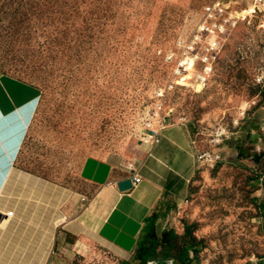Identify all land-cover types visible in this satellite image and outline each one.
<instances>
[{
    "label": "rangeland",
    "instance_id": "1",
    "mask_svg": "<svg viewBox=\"0 0 264 264\" xmlns=\"http://www.w3.org/2000/svg\"><path fill=\"white\" fill-rule=\"evenodd\" d=\"M211 1L0 0L2 81L10 93L20 87L10 81L40 92L18 169L79 192L85 157L134 159L155 90L174 81L176 64L166 57L179 52L178 39ZM262 72L264 20H249L228 36L204 85L191 74L169 95L167 123H187L199 139L218 123L231 134L220 162L197 169L186 203L162 210L155 222L160 239L178 236L174 254L191 238V264H247L264 254V78L255 82ZM256 106L253 140L239 128ZM78 254L71 264L122 263L103 248ZM137 254L129 263L139 264Z\"/></svg>",
    "mask_w": 264,
    "mask_h": 264
},
{
    "label": "crops",
    "instance_id": "2",
    "mask_svg": "<svg viewBox=\"0 0 264 264\" xmlns=\"http://www.w3.org/2000/svg\"><path fill=\"white\" fill-rule=\"evenodd\" d=\"M5 78L0 75V214L3 219L7 212L13 214L0 227V264H71L81 248H103L120 262L134 260L148 226L162 210L187 201L199 168L191 125L171 124L152 148L139 143L134 159L87 156L78 170L84 190L57 188L17 167L40 92L10 81L20 85L10 93ZM247 120L246 128L239 130L255 140L257 106ZM130 164L141 182L122 193L117 183L131 177ZM247 264H264V254Z\"/></svg>",
    "mask_w": 264,
    "mask_h": 264
},
{
    "label": "built area",
    "instance_id": "3",
    "mask_svg": "<svg viewBox=\"0 0 264 264\" xmlns=\"http://www.w3.org/2000/svg\"><path fill=\"white\" fill-rule=\"evenodd\" d=\"M264 20V0H213L206 4L193 30L188 36L180 37L177 41L179 52L167 55V60L175 63L174 81L164 87H159L153 94V105L147 122L140 134V144L150 148L159 144L163 132L173 123H167L171 111L167 104L169 95L177 85H186L189 75H193V84L204 85L216 65L222 46L228 36L245 21ZM175 56V57H174ZM264 78V72L256 77V84ZM254 103L252 102L250 107ZM249 107V108H250ZM248 108V109H249ZM242 110L240 116L248 110ZM238 120H234L237 124ZM228 125L218 123L206 133L205 139H199V133H194L191 143L195 150V160L198 166L213 168L221 160V147L229 140ZM133 186L141 182L133 164L128 166ZM85 198H82L84 201ZM13 212H7L6 218L12 217Z\"/></svg>",
    "mask_w": 264,
    "mask_h": 264
},
{
    "label": "trees",
    "instance_id": "4",
    "mask_svg": "<svg viewBox=\"0 0 264 264\" xmlns=\"http://www.w3.org/2000/svg\"><path fill=\"white\" fill-rule=\"evenodd\" d=\"M155 223L152 222L150 226V232L142 243L137 259L139 264H149V262L157 260L159 264H165L167 262H173L176 264H191L192 259L190 254L192 252L193 241L191 238L181 246V250L178 254H174L177 249V245L173 242L178 239L175 232L165 233L160 239L154 231ZM189 237V236H188ZM163 242V244L161 243ZM161 247V252L157 254V249ZM176 253V252H175ZM121 264H133L129 262H122Z\"/></svg>",
    "mask_w": 264,
    "mask_h": 264
},
{
    "label": "water",
    "instance_id": "5",
    "mask_svg": "<svg viewBox=\"0 0 264 264\" xmlns=\"http://www.w3.org/2000/svg\"><path fill=\"white\" fill-rule=\"evenodd\" d=\"M117 187H118L119 191L122 193L129 191V190L134 188L131 178H127V179H124V180L118 182ZM2 219H3V217L0 214V222L2 221Z\"/></svg>",
    "mask_w": 264,
    "mask_h": 264
},
{
    "label": "clouds",
    "instance_id": "6",
    "mask_svg": "<svg viewBox=\"0 0 264 264\" xmlns=\"http://www.w3.org/2000/svg\"><path fill=\"white\" fill-rule=\"evenodd\" d=\"M38 100V98H36V101ZM35 106V105H34ZM20 108H22V107H20ZM34 109V108H33Z\"/></svg>",
    "mask_w": 264,
    "mask_h": 264
},
{
    "label": "bare ground",
    "instance_id": "7",
    "mask_svg": "<svg viewBox=\"0 0 264 264\" xmlns=\"http://www.w3.org/2000/svg\"><path fill=\"white\" fill-rule=\"evenodd\" d=\"M199 86H197V88H198ZM245 106V104L243 105V107Z\"/></svg>",
    "mask_w": 264,
    "mask_h": 264
}]
</instances>
